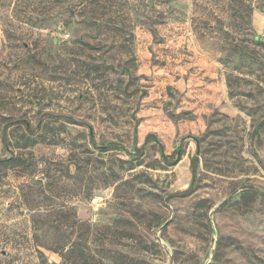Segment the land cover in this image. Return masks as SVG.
Instances as JSON below:
<instances>
[{
	"label": "rangeland",
	"instance_id": "obj_1",
	"mask_svg": "<svg viewBox=\"0 0 264 264\" xmlns=\"http://www.w3.org/2000/svg\"><path fill=\"white\" fill-rule=\"evenodd\" d=\"M169 252L264 264V0H0V264Z\"/></svg>",
	"mask_w": 264,
	"mask_h": 264
},
{
	"label": "trees",
	"instance_id": "obj_2",
	"mask_svg": "<svg viewBox=\"0 0 264 264\" xmlns=\"http://www.w3.org/2000/svg\"><path fill=\"white\" fill-rule=\"evenodd\" d=\"M115 148V147H114ZM196 158H193V162H192V169H193V172H195L196 170ZM1 162H21L20 161V158L19 157H10V158H7V159H4V160H1ZM75 244V243H74ZM72 244L70 248H68L66 250L65 247L62 248V250H60V252L62 253L64 250H66L68 253H74L76 251H79L81 250L79 247H77V245L75 244ZM65 252V251H64ZM91 256V254L89 255ZM93 258V256H92ZM87 261V260H86ZM100 263L99 264H106L105 261H99ZM40 264H68L67 262L63 261L61 263H56V262H49L48 259L45 257V256H41L40 257Z\"/></svg>",
	"mask_w": 264,
	"mask_h": 264
},
{
	"label": "water",
	"instance_id": "obj_3",
	"mask_svg": "<svg viewBox=\"0 0 264 264\" xmlns=\"http://www.w3.org/2000/svg\"><path fill=\"white\" fill-rule=\"evenodd\" d=\"M163 226H164V225H163ZM161 228H162V227H161ZM158 240H159L161 243H163L161 237H159V236H158ZM165 248H166V247H165ZM212 258H213V254H211L210 259H209L206 263H204V264H211V262H212ZM168 264H174V258H173V254H172L171 252H169V261H168Z\"/></svg>",
	"mask_w": 264,
	"mask_h": 264
}]
</instances>
